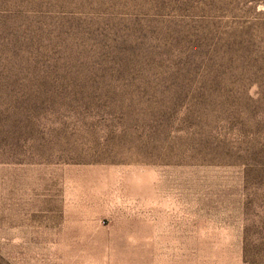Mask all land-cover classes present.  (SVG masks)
<instances>
[{"label": "rangeland", "instance_id": "1", "mask_svg": "<svg viewBox=\"0 0 264 264\" xmlns=\"http://www.w3.org/2000/svg\"><path fill=\"white\" fill-rule=\"evenodd\" d=\"M0 264H264V0H0Z\"/></svg>", "mask_w": 264, "mask_h": 264}]
</instances>
